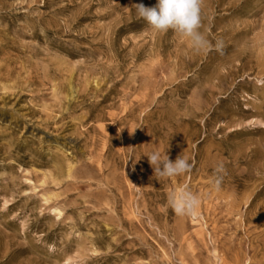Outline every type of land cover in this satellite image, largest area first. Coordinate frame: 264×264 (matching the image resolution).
<instances>
[{"label":"rangeland","instance_id":"obj_1","mask_svg":"<svg viewBox=\"0 0 264 264\" xmlns=\"http://www.w3.org/2000/svg\"><path fill=\"white\" fill-rule=\"evenodd\" d=\"M138 3L0 0V264H264V0H204L223 55ZM152 151L193 169L159 178Z\"/></svg>","mask_w":264,"mask_h":264},{"label":"clouds","instance_id":"obj_2","mask_svg":"<svg viewBox=\"0 0 264 264\" xmlns=\"http://www.w3.org/2000/svg\"><path fill=\"white\" fill-rule=\"evenodd\" d=\"M204 0H157L155 6L148 7L143 3L133 5L136 14L143 19L148 27L157 33H167L171 30L180 38L187 39L192 50L199 54L207 53L213 48L221 55L224 54V42L218 39L215 45L200 30L202 27V9ZM264 84V80L258 81ZM131 134V133H130ZM148 162L159 178H171L191 173L193 164L187 157L178 155L172 161L167 154L152 151L147 155ZM227 170L223 163L217 164L214 169L212 187L221 190ZM167 204L180 217H195L201 204L199 196L183 185L170 191L167 195Z\"/></svg>","mask_w":264,"mask_h":264}]
</instances>
